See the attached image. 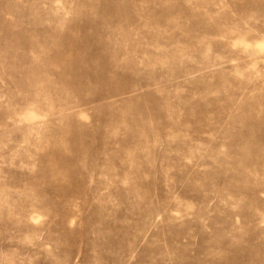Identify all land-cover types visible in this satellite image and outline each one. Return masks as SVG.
Here are the masks:
<instances>
[{
  "label": "rangeland",
  "instance_id": "374dc122",
  "mask_svg": "<svg viewBox=\"0 0 264 264\" xmlns=\"http://www.w3.org/2000/svg\"><path fill=\"white\" fill-rule=\"evenodd\" d=\"M0 264H264V0H0Z\"/></svg>",
  "mask_w": 264,
  "mask_h": 264
}]
</instances>
